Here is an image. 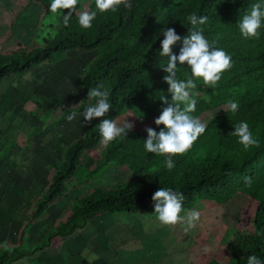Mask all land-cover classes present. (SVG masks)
Listing matches in <instances>:
<instances>
[{
  "label": "trees",
  "instance_id": "16d2710c",
  "mask_svg": "<svg viewBox=\"0 0 264 264\" xmlns=\"http://www.w3.org/2000/svg\"><path fill=\"white\" fill-rule=\"evenodd\" d=\"M41 1L37 3L42 18L49 15L53 20L44 25L48 34L41 39L33 35L34 47H20L1 55L0 81L54 64L63 60L67 53L97 51L82 76L80 108L90 101L87 98L89 88L104 85L111 90L112 105L104 118L119 120L129 112L135 122L144 126L126 137L116 138L105 148L100 145L101 137L96 128L103 118L86 124L81 135L64 150L60 165L52 171L35 202L34 218L50 204L66 198L70 189L108 169L127 165L131 153L122 149L128 146L131 136L147 134L146 127L157 132L163 127L154 123L162 108L160 98L167 95L171 100L162 70L168 58L159 55L162 28H174L182 39L190 29L203 28L205 38L210 43L216 41L214 46L231 56L232 67L222 74L215 86H206L202 79H197V88L193 90L200 93L194 116L225 107V122L218 128L208 123L206 131L189 151L172 157L175 163L172 170L164 166L166 157L162 156L158 163L145 167V172L130 169L127 178L115 189H89L75 200L74 208L66 212L63 221L45 237V242L27 249L7 248L0 255V264H10L32 255L54 236L70 235L100 214L155 217L151 197L161 187L183 192L185 210L199 200L218 202L236 189L251 194L257 201L249 218L251 232L232 231L224 237L223 245L228 253L226 264H247L248 257L253 254L264 260V236L256 234L264 229V21L258 29V38H244L237 27L239 18L260 0H130L131 7L120 5L117 11L104 13L96 9L95 0H80L77 9L87 1L88 10L97 12L89 29L80 27L75 13L65 26L60 14H65V10L51 13L48 11L51 0ZM193 13L206 15V24L191 25L188 16ZM181 46L182 40L172 46V52L178 54ZM189 75L187 65L177 66L178 79H186ZM229 101L238 103L236 112L227 108ZM241 121L249 124L254 138L259 141L258 147L244 150L238 138L230 135ZM89 152H95V156L92 165L86 167L81 158ZM245 177L251 178L250 186L245 184Z\"/></svg>",
  "mask_w": 264,
  "mask_h": 264
},
{
  "label": "rangeland",
  "instance_id": "374dc122",
  "mask_svg": "<svg viewBox=\"0 0 264 264\" xmlns=\"http://www.w3.org/2000/svg\"><path fill=\"white\" fill-rule=\"evenodd\" d=\"M39 1L42 3L41 0ZM39 1L20 0L16 5L14 4L11 13H24L19 15L15 23V30H17L14 32L15 36L11 35V29L8 26L10 33L9 37L6 36L7 44L4 42L5 38L0 37V56L18 50L20 47H34L31 41L33 35L41 39L40 37L45 33L48 34V29L44 25L51 24L53 20L49 18V15L42 18ZM87 5V1L82 2L77 10H88ZM68 11L65 9L66 15ZM28 20H30L29 24ZM0 33L3 32L0 31ZM96 55L97 51L67 53L63 60L42 66L39 72H28L18 78L8 76L0 81V190L7 196L20 195L17 198L25 204L30 201V207H27L28 213H25L23 217L24 222L30 226L36 221L44 220L43 217L34 218L35 202L46 187L52 171L60 165L64 150L73 139L81 135L85 126L81 115L72 121L67 119L72 112L70 110L80 113L90 103H94L88 101L83 108H80L81 103L74 106L81 102L79 94L84 70ZM224 110L225 107H221L195 117L218 128L225 122ZM194 114L195 112L191 113L193 116ZM121 118H127L129 122L134 123L132 131L144 126L135 122L129 112ZM146 138L147 134L131 136L128 146L123 147V152L131 153V159L127 165L102 172L87 183L70 189L66 198L50 204L46 209L49 220L46 222L47 227L49 228V222H55L60 214L64 215L71 211L76 204L75 200L83 197L89 189H115L127 178L130 169L136 168L140 169V172H145V167L158 163L162 155L148 153L145 150L143 142ZM93 156L95 152L82 155V164L90 167ZM9 190L12 192L7 193ZM256 202L251 194L240 189L232 191L226 197H221L218 202L199 200L189 208L201 212V219L197 222V226L190 229L188 233H184L182 225L173 226L171 230L173 234L170 235L172 240L167 238V233L170 232L168 229L154 227L155 223L159 222L155 217L140 215L129 217L116 213L111 215L106 213L90 220L87 227L76 231L71 237L83 238L81 239L83 242L87 241V244L92 245L95 239H101V243L111 244L113 248L125 236L129 234L137 236L141 241L143 240L141 248L145 249L139 254L143 258L141 260L143 264H226L228 253L223 245L224 237L229 236L232 231L251 232L249 218ZM181 215H184V212ZM129 223L134 224L135 229H131L133 227ZM12 224L15 225V229L19 226L17 221ZM150 224L153 229H148ZM128 225L129 229H125ZM157 235H159L160 243H150ZM166 241L168 245L165 244ZM33 243L31 241L32 247ZM133 244L135 241L119 245V247L129 250ZM2 245L0 251L6 250L7 247ZM205 246L208 248L207 252L203 250ZM17 247L22 248L20 245ZM23 248L26 247L23 246ZM34 254L37 257L38 253ZM118 256H120L119 252ZM137 262L139 264L140 261Z\"/></svg>",
  "mask_w": 264,
  "mask_h": 264
},
{
  "label": "clouds",
  "instance_id": "9594fccd",
  "mask_svg": "<svg viewBox=\"0 0 264 264\" xmlns=\"http://www.w3.org/2000/svg\"><path fill=\"white\" fill-rule=\"evenodd\" d=\"M80 0H51L48 11L57 13L60 9L69 10L67 15L60 13L63 24L67 26L73 13L78 17V24L84 29L92 27V21L96 18L97 12L89 10H77ZM96 9L100 13L117 11L120 5L131 7L130 0H95ZM208 20L206 15L198 16L193 13L188 16L191 25H205ZM264 21V0L250 6V11L239 18L237 27L244 38L259 37L258 29ZM203 28H193L183 39L172 27L162 28L160 34L163 39L160 41L159 55L167 57L166 66L162 68L165 75L163 82L168 85L167 95L160 98L162 108L159 116L154 120L156 126L163 127L157 132L152 127H146L147 138L143 142L148 153L165 156L164 166L168 170L175 167L173 156L184 154L189 151L197 139L206 131L207 124L199 117L191 115L196 111L197 97L199 92L193 90L197 88L196 80L202 79L206 86H215L222 74L232 67L231 56L222 48L215 47L216 41L211 43L205 38ZM182 40L179 53L172 52V46ZM187 65L190 75L186 79H178L177 66ZM85 72L87 69L85 68ZM111 90L104 85L89 88L87 98L94 103H90L83 112L72 111L67 119L74 120L78 115L83 117L84 123L91 124L94 119H100L96 128L100 134V145L107 147L118 137H126L134 129V123L127 118L108 119L104 118L109 113L112 105L110 103ZM82 102V101H81ZM81 102L74 106H78ZM183 105V106H182ZM73 106V107H74ZM227 108L236 112L239 105L235 101H229ZM129 117V116H128ZM238 138V143L248 150L252 146H259V141L254 138L250 131L249 124L241 121L234 126V131L230 133ZM245 184L251 185V178L245 177ZM186 199L183 192L173 190L169 187H161L154 192L151 197L154 206L155 218L161 225L175 226L182 225L184 233L197 226L201 219V212L197 209L183 208ZM184 212V215L181 213ZM257 235L264 236V229L259 230ZM7 247V241L2 245ZM208 251L207 246L203 249ZM11 251V249H9ZM247 264H264L257 255H250Z\"/></svg>",
  "mask_w": 264,
  "mask_h": 264
},
{
  "label": "crops",
  "instance_id": "0c3cea01",
  "mask_svg": "<svg viewBox=\"0 0 264 264\" xmlns=\"http://www.w3.org/2000/svg\"><path fill=\"white\" fill-rule=\"evenodd\" d=\"M18 1L20 0H13L12 3V0H0V31L3 32L0 33V37L5 38V43L7 38L9 37L10 32L11 35L15 36L14 32L17 31L15 30V23L19 19V15H23L24 13L10 12L13 10L14 4L16 5ZM29 23L30 20H28V24ZM35 23L36 21L34 20V24ZM8 26L11 29L10 32L8 31ZM18 27L23 28V26L20 25H18ZM7 35L8 37L6 38ZM41 68L42 67L35 68L31 70L30 73H32L33 71L39 72ZM16 77L18 78L20 76ZM11 80H13V78ZM2 192L3 191L0 190V246L1 244H4L5 241H7V248H17V245H20L22 248L24 246L26 247V249L32 248V246L30 245L31 241L34 242V246L39 245L45 242V237L49 235L53 230H55V228H57L58 226V223L61 222L65 217V214H60V216L56 218L55 222H49L48 228L46 222L49 220L46 208L44 212H42L38 216L43 217L44 220L38 222L36 221L32 226H30L28 223L26 224V222H24L23 218L24 214L28 213L29 208L27 209V207H30V201L25 204L24 202L19 201V199L17 198V196L20 195L7 196V194H2ZM10 192L12 191H7V193ZM105 214L94 216L92 219ZM124 215L130 217L129 214ZM16 221L19 223V226H17L15 229V225L12 224V222ZM88 224L89 221L82 229L87 227ZM129 224L133 227L131 229H135L134 224ZM44 225L46 226L42 228ZM54 225H56V227H53ZM129 227L130 226L128 225V228L125 227V229H129ZM154 227L159 229H168L170 232L167 233V238L172 240V236L170 235L173 234L171 231L174 228L173 226L161 225L159 222H156ZM149 228L153 229L152 224L148 226V229ZM74 233L67 236H54L47 245L36 251L38 253L37 257L34 256L35 254L26 255L11 262L10 264H126V262H128V264H138L137 261H140L139 264H143L141 262L143 258L139 254L142 253V251L145 249L141 248V243L143 242V240L141 241V239H139V237L137 236H132L131 234H129L128 236H125L124 239L119 241L113 248H111V244H108L106 242L101 243V239H95L97 242H92L93 245L87 244V241H82L83 238L79 237L80 239H78L76 237H71ZM155 234L157 233L155 232ZM158 236L159 235H157L156 238H152L153 241L150 243H160V238ZM132 241H135V244H133L129 250H127L126 248L120 249L119 245L126 244ZM165 244L168 245V242L166 241ZM2 251L3 250L0 251V255L3 254L5 250L3 252ZM118 252L120 256H118Z\"/></svg>",
  "mask_w": 264,
  "mask_h": 264
}]
</instances>
